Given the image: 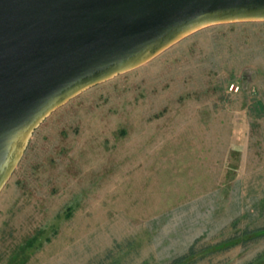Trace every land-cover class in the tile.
Returning a JSON list of instances; mask_svg holds the SVG:
<instances>
[{
	"label": "rangeland",
	"instance_id": "obj_1",
	"mask_svg": "<svg viewBox=\"0 0 264 264\" xmlns=\"http://www.w3.org/2000/svg\"><path fill=\"white\" fill-rule=\"evenodd\" d=\"M258 228L264 22L205 28L72 99L0 192V264H264Z\"/></svg>",
	"mask_w": 264,
	"mask_h": 264
},
{
	"label": "water",
	"instance_id": "obj_2",
	"mask_svg": "<svg viewBox=\"0 0 264 264\" xmlns=\"http://www.w3.org/2000/svg\"><path fill=\"white\" fill-rule=\"evenodd\" d=\"M264 0H0V192L36 129L88 89Z\"/></svg>",
	"mask_w": 264,
	"mask_h": 264
},
{
	"label": "trees",
	"instance_id": "obj_3",
	"mask_svg": "<svg viewBox=\"0 0 264 264\" xmlns=\"http://www.w3.org/2000/svg\"><path fill=\"white\" fill-rule=\"evenodd\" d=\"M258 232L257 236L264 235V228H258L256 230L250 231V233ZM249 233V232H248ZM260 233V234H259ZM192 256V253H187L181 257H179L177 260L172 261L169 264H185V261ZM189 261V260H188Z\"/></svg>",
	"mask_w": 264,
	"mask_h": 264
}]
</instances>
